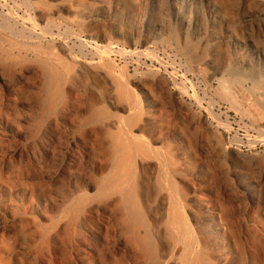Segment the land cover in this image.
<instances>
[{
	"label": "bare ground",
	"instance_id": "1",
	"mask_svg": "<svg viewBox=\"0 0 264 264\" xmlns=\"http://www.w3.org/2000/svg\"><path fill=\"white\" fill-rule=\"evenodd\" d=\"M229 1L34 0L42 35L1 22L0 264H264V0ZM161 49L212 89L206 114L106 71Z\"/></svg>",
	"mask_w": 264,
	"mask_h": 264
},
{
	"label": "rangeland",
	"instance_id": "2",
	"mask_svg": "<svg viewBox=\"0 0 264 264\" xmlns=\"http://www.w3.org/2000/svg\"><path fill=\"white\" fill-rule=\"evenodd\" d=\"M25 1L24 0H0V18H1L0 24H2L1 22L6 24L5 26H7L9 24L8 25L9 28L13 27L11 29H15L19 32H22V30L24 32H26L25 30H27V33L31 32V34L36 33L35 35H39V34L42 35L43 30H41L42 28L38 27L40 22H38V19L35 18L36 16L33 13L30 14L31 11L26 8L27 7L26 4L34 3V0H30L31 2L29 0H27L26 2H28V1L29 2L26 4H25ZM230 1H229L230 2L229 8L232 11H233V9L236 10L238 7V1L237 0H230ZM234 12L236 13V11H233V13ZM235 13H234V15H236ZM237 18H235L234 23L239 24L238 21L240 22V19L239 18L237 19ZM37 22H38V24H37ZM4 24H2V25H4ZM59 27L60 28L62 27V28L59 30ZM58 30L60 31V33L58 32ZM67 30L68 29L67 28L65 29L62 25H58V29H57L56 34L60 38H59V43L57 44V46L59 48H62V46H63V48H66V49L70 50L72 53H74L75 55L79 56V54H81V51H84L86 49H85L84 45L82 44V42L80 41V39L78 38L77 33H75L74 30H73L74 32H72L71 29L68 31ZM59 34L60 35L62 34V35L60 36ZM69 47H70V49H69ZM126 48H128L127 45L122 46V49H126ZM119 60L116 61L117 65L116 64H115L116 66L114 65L116 67V69L113 65H111L114 67L115 70L112 67V69L114 71L112 69H111L112 70L111 71L110 68L107 67V66H109V64H111L108 62L105 63V65H106V68H109V70L106 69L105 67L104 68L106 69L107 72H110V73L112 72L115 74L117 73V76L123 75L122 77H124V78L126 77L125 79L128 78L127 80L128 81L130 80L129 84H131V87H133L138 93H139V91L137 90L135 85L132 84L134 80H137V82L146 84L150 87L153 86L151 88H157L158 87V89L159 88H165L167 85H171L172 88H176V89L182 90L184 92V103L186 106H188L191 109V111L194 114H204L205 110L209 109L210 101L212 98V93H211L212 89H210L203 82V80L201 78H199L198 76L194 75L193 73H191L189 71V68H188L186 62H184L182 60V58L179 57L175 51H172L169 49H161L157 52H154L153 55H149V56H146V55L145 56H141V55L130 56L128 58L127 65L124 64L123 61H121V60L119 61ZM105 65H103V66H105ZM124 65H125V67H124ZM218 65H219V63H218ZM218 67H220V65ZM7 77H8V79H10V81L14 82L16 85L19 84V85H17L18 87L25 89L24 93L28 91L27 92L28 94L26 93L28 99L25 101L26 102L25 104L27 106L26 105L25 106L27 107L26 108L27 114L30 113V116L33 117V115H31L33 113H31V112H34V110H33L34 105L33 104H35V103H33V104L31 103L34 101L33 100L34 94L31 92L33 90L32 84L29 83L30 87H31L30 88L29 84L27 82L29 79L25 80V81L23 80V82H22V80L17 81L15 78H12L11 76H7ZM155 81H156V83H155ZM154 84H158V86L154 85ZM163 84H165V85H163ZM101 85H103L102 87H108L107 84L103 83V82ZM215 87H217V85ZM29 89H31V91ZM22 91H20V93ZM29 91L31 92V94H29L30 93ZM29 95H31L32 97ZM164 96H161L162 101L164 103L167 102L166 104L168 106L172 107L173 103H172V100H170L171 98L166 94ZM30 99H32L33 101H30ZM29 103H31V105ZM217 113L219 115H221V114L223 115V116H220V118L222 119L223 122H225L224 124H227V125L229 124L231 126V129H232V132H231L232 136L231 137L233 140L235 139L236 142L241 143L242 148L240 150L244 154H250V153H256L258 151H262V149H263L262 147H259L257 150H250L249 149L250 144H253L254 142H256L255 139H256L257 135L254 133H250V131H249L250 125L248 124V121H244V120L242 121L241 117L236 116L234 114H231V115H229V117H226L228 115H225L224 112L223 113L217 112ZM221 133H223V130H221ZM13 140H15V139L12 138L10 142H7V145H6L7 150H14V149L20 147L21 142L18 139H16L15 141H13ZM262 174L263 173L261 170L254 169V170H252L251 176L256 181H258V179L260 181V179L262 178ZM94 244L98 245L100 250H102L101 248L103 246L104 247L106 246V245H101L98 242H97V244H96V242ZM106 248H108V245ZM106 250L108 252L109 248Z\"/></svg>",
	"mask_w": 264,
	"mask_h": 264
}]
</instances>
